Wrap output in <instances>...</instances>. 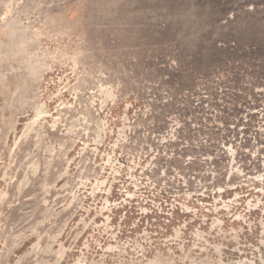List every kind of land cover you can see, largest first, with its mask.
<instances>
[{
    "label": "rangeland",
    "instance_id": "1",
    "mask_svg": "<svg viewBox=\"0 0 264 264\" xmlns=\"http://www.w3.org/2000/svg\"><path fill=\"white\" fill-rule=\"evenodd\" d=\"M0 264H264V0H0Z\"/></svg>",
    "mask_w": 264,
    "mask_h": 264
}]
</instances>
